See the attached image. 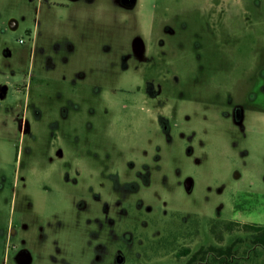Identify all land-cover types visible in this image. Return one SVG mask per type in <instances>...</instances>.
I'll return each mask as SVG.
<instances>
[{
    "label": "rangeland",
    "instance_id": "obj_1",
    "mask_svg": "<svg viewBox=\"0 0 264 264\" xmlns=\"http://www.w3.org/2000/svg\"><path fill=\"white\" fill-rule=\"evenodd\" d=\"M242 223L264 225V0H0V264H264Z\"/></svg>",
    "mask_w": 264,
    "mask_h": 264
},
{
    "label": "trees",
    "instance_id": "obj_2",
    "mask_svg": "<svg viewBox=\"0 0 264 264\" xmlns=\"http://www.w3.org/2000/svg\"><path fill=\"white\" fill-rule=\"evenodd\" d=\"M237 224L235 221H230V224L227 225L228 228H231V225ZM246 229H252L255 231L253 241L257 244L264 246V225L256 224V223H242ZM209 251H216V255H214L213 260H208L204 258H199L198 255L203 252V255L207 254V250L199 249L195 253L192 254L189 261L190 263H196L199 260L198 264H247L245 261L231 258L229 254L228 248H215L214 246L208 249Z\"/></svg>",
    "mask_w": 264,
    "mask_h": 264
},
{
    "label": "water",
    "instance_id": "obj_3",
    "mask_svg": "<svg viewBox=\"0 0 264 264\" xmlns=\"http://www.w3.org/2000/svg\"><path fill=\"white\" fill-rule=\"evenodd\" d=\"M137 47H140V43L137 42ZM17 259L19 263L21 264H28L31 260L30 253L28 252L27 249H22L17 256Z\"/></svg>",
    "mask_w": 264,
    "mask_h": 264
},
{
    "label": "flooded vegetation",
    "instance_id": "obj_4",
    "mask_svg": "<svg viewBox=\"0 0 264 264\" xmlns=\"http://www.w3.org/2000/svg\"><path fill=\"white\" fill-rule=\"evenodd\" d=\"M123 1H125V0H123ZM126 3H132V0H126ZM10 23H11V27H12L13 29L17 27V23H16L15 21L11 20ZM22 249H27V248H26V246H23ZM22 249H20V251H21ZM20 251H19V252H20ZM19 252H18V253H19ZM28 252H29V251H28ZM18 253H17V255H16V260H17V261H18V259H17ZM29 253H30V252H29ZM30 256H31V253H30ZM31 258H32V256H31ZM30 261H31V260H30ZM18 262H19V261H18Z\"/></svg>",
    "mask_w": 264,
    "mask_h": 264
}]
</instances>
